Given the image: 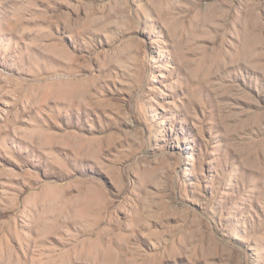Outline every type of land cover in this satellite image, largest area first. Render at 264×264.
<instances>
[{
  "label": "rangeland",
  "instance_id": "obj_1",
  "mask_svg": "<svg viewBox=\"0 0 264 264\" xmlns=\"http://www.w3.org/2000/svg\"><path fill=\"white\" fill-rule=\"evenodd\" d=\"M0 249L264 264V0H0Z\"/></svg>",
  "mask_w": 264,
  "mask_h": 264
},
{
  "label": "bare ground",
  "instance_id": "obj_2",
  "mask_svg": "<svg viewBox=\"0 0 264 264\" xmlns=\"http://www.w3.org/2000/svg\"><path fill=\"white\" fill-rule=\"evenodd\" d=\"M40 90H41V100H44L45 98H46V87H42V86H40ZM72 132H75V131H72ZM42 226H43V228L46 226V224H45V222L44 223H42ZM43 241L45 240L44 238L42 239ZM7 255L8 254V252H7V250L6 249H0V256L2 257L3 255Z\"/></svg>",
  "mask_w": 264,
  "mask_h": 264
}]
</instances>
